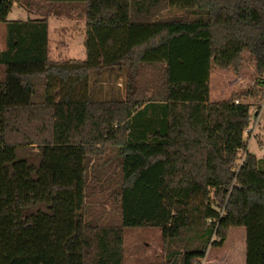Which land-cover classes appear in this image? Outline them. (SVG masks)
<instances>
[{"label":"trees","instance_id":"obj_1","mask_svg":"<svg viewBox=\"0 0 264 264\" xmlns=\"http://www.w3.org/2000/svg\"><path fill=\"white\" fill-rule=\"evenodd\" d=\"M16 4L36 15L10 19ZM74 13L86 57L55 59L49 18ZM1 24L0 264H125L128 227L161 230L163 264H202L244 227L246 264H264V158L240 101L264 81L210 99L213 64L264 74V0H0ZM104 70L124 96H98ZM95 193L118 221L89 216Z\"/></svg>","mask_w":264,"mask_h":264},{"label":"rangeland","instance_id":"obj_2","mask_svg":"<svg viewBox=\"0 0 264 264\" xmlns=\"http://www.w3.org/2000/svg\"><path fill=\"white\" fill-rule=\"evenodd\" d=\"M68 10L80 11L75 5ZM71 12V14H72ZM175 14L180 12L175 11ZM52 15L49 18L51 55L55 59L86 57V20L74 13L73 15ZM36 14L29 13L23 5L16 4L9 14L10 19L25 20ZM5 25H0V49L4 46ZM248 55L246 54V58ZM98 82L94 85L100 88L98 96H124L125 76L110 70L102 71ZM148 76L157 75L152 69L144 71ZM5 79L4 67L0 66V81ZM258 80L264 81V74L260 76L253 62L248 58L240 73L232 70H223L213 64L210 78V99L221 101L228 98L233 92L240 93L256 84ZM249 102L251 106L252 130L245 135L248 139V149L259 158H264V97L248 96L240 99ZM248 127V128H249ZM244 151H241L243 154ZM114 164L109 165L112 171ZM107 196V195H106ZM101 195L95 193L93 199L88 201L90 217H99L104 222L118 221V212L112 203L99 202ZM113 199H111L112 201ZM110 201V202H111ZM167 261V250L161 230L156 227H128L124 231V263L125 264H163ZM202 264H246V229L235 227L231 230L228 239L221 248L209 247Z\"/></svg>","mask_w":264,"mask_h":264},{"label":"built area","instance_id":"obj_3","mask_svg":"<svg viewBox=\"0 0 264 264\" xmlns=\"http://www.w3.org/2000/svg\"><path fill=\"white\" fill-rule=\"evenodd\" d=\"M236 102L238 103L239 100H236ZM251 130H252V128L249 127V128H247V129L245 130V133L248 134ZM239 157H240V160H239V162H238L237 170L239 169V167H240V166L243 164V162L245 161V159H246V152H243V154H241V152H240Z\"/></svg>","mask_w":264,"mask_h":264}]
</instances>
